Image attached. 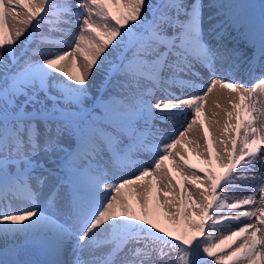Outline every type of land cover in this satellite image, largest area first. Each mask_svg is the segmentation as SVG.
<instances>
[{
    "label": "snow or ice",
    "instance_id": "obj_1",
    "mask_svg": "<svg viewBox=\"0 0 264 264\" xmlns=\"http://www.w3.org/2000/svg\"><path fill=\"white\" fill-rule=\"evenodd\" d=\"M0 264H264V3L0 0Z\"/></svg>",
    "mask_w": 264,
    "mask_h": 264
},
{
    "label": "bare ground",
    "instance_id": "obj_2",
    "mask_svg": "<svg viewBox=\"0 0 264 264\" xmlns=\"http://www.w3.org/2000/svg\"><path fill=\"white\" fill-rule=\"evenodd\" d=\"M249 1L250 0H247L248 3H249ZM262 2H263V0L261 1V3ZM236 78L238 79L239 77H236ZM202 79H203V76H202ZM245 81L247 83H249V85L251 84V80L248 77H245ZM222 91L223 90L218 89L216 92L213 91L212 93H210L208 100L206 102V105H205V115L208 117H211L212 113H216V119L219 121V126L214 125V124H207L206 121L204 120L203 116L201 117L200 123L197 125L198 129L200 128L201 124L205 125L206 131L208 133V147L211 148V146L215 142L216 143V145H215L216 150L215 151H217V154L220 153V151H221V146H219L218 140L221 138L220 137V129L222 128L223 122L226 119V117L224 115V110L227 109V110L231 111V106L227 103V99L223 100V97L220 95ZM232 95L234 96L235 94L233 93ZM213 101L218 102L221 105V107L216 108ZM232 122L234 123L235 121L233 120ZM177 127H178V125H177ZM169 129L175 130L171 126H169ZM190 138H191V136H190ZM199 143L201 145V149H198L197 151H202L204 148V134H203V132H200ZM184 148L186 149V152L182 151L180 146H177V149L175 151H182V154L185 155L188 162L190 164L195 165L197 168L209 167V165L205 164L203 159L197 155L196 151L192 150L193 149L192 145H184ZM211 153H212L213 159L215 160V158H216L215 156L217 154L215 155L214 151H211ZM259 167L260 166L257 165L256 169L259 170ZM217 168H220L218 164L216 165V169ZM134 171H135V169H133V168H128L126 170H120L119 172H117L116 178H117V180L119 179L120 176L127 178ZM185 174H187V173H185ZM173 176L175 177L172 181V183L174 185L173 191L175 192L177 198H179L180 193H181V188L177 185V181H179L180 183H185V182L181 181L180 177L178 175H176L175 172L173 173ZM248 183L251 184L252 182L249 181ZM189 187H191V186H189ZM241 194L242 193L239 190H236V189L230 190V195L240 196ZM243 194H247V193L245 192ZM163 199H164L163 196H160L159 198H157L155 191L153 192L152 204L154 206V209L159 212V218H160L161 222L166 223V221L164 219V212L167 211V209H162L160 207V205L163 203ZM232 223L235 224V222H232ZM228 230H230L228 227H225L223 229V231H225V232ZM217 234L219 235V233H217Z\"/></svg>",
    "mask_w": 264,
    "mask_h": 264
},
{
    "label": "rangeland",
    "instance_id": "obj_3",
    "mask_svg": "<svg viewBox=\"0 0 264 264\" xmlns=\"http://www.w3.org/2000/svg\"><path fill=\"white\" fill-rule=\"evenodd\" d=\"M215 145H216V143L213 145V147H211V150H213L215 153H217V151H215L216 150Z\"/></svg>",
    "mask_w": 264,
    "mask_h": 264
}]
</instances>
